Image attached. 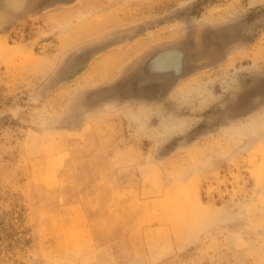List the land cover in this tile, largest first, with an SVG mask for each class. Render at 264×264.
I'll list each match as a JSON object with an SVG mask.
<instances>
[{
  "label": "rangeland",
  "instance_id": "374dc122",
  "mask_svg": "<svg viewBox=\"0 0 264 264\" xmlns=\"http://www.w3.org/2000/svg\"><path fill=\"white\" fill-rule=\"evenodd\" d=\"M14 1L0 0V264H264V102L226 113L264 76V0ZM230 23L224 52L209 35ZM175 45L191 67L177 83L93 97ZM77 51L88 67L56 82Z\"/></svg>",
  "mask_w": 264,
  "mask_h": 264
},
{
  "label": "water",
  "instance_id": "95a60500",
  "mask_svg": "<svg viewBox=\"0 0 264 264\" xmlns=\"http://www.w3.org/2000/svg\"><path fill=\"white\" fill-rule=\"evenodd\" d=\"M75 1L76 0H48L44 4L43 9L44 10H48V9H52V8H55V7H58V6H71V5H74L76 3ZM231 29L235 31V33H236L235 37L233 38V40L231 42H228L226 44H222L221 41L218 40L219 34L223 33L224 31L231 30ZM240 35H241L240 25L236 24V23H230V24H225V25H221L219 27L214 28L212 30V32L210 33V35H209V39H210V42L213 45L217 46L221 51L225 52V51L229 50L230 48L234 47L238 43V41L240 39ZM116 43H117V41L115 43H113L112 45H115ZM109 44H107V46H106L107 48L109 47ZM107 48H104V50L107 49ZM104 50L102 49V51H104ZM170 50H173V51H178L179 50V51H181L180 52V56H178V57L175 56L174 59H173V56H170L171 62L168 63L169 65L168 64L166 65V67H169L168 69L166 68L165 70H163L161 72H154V73H158V74H153L152 76H150V78H151L150 81L146 82L145 84L139 85L140 87L135 89V90H140V89H143L145 87L153 86V85L170 86V85H173V84L177 83L178 81H180L181 79H183L184 77L189 75V73L191 72V67L189 65L190 52L188 51L187 47H185L184 45H175V46L167 47L165 49H162V50H159V51L155 52L153 55H151L143 63L142 67H140L138 73L135 74V76L131 79V81H127L123 85H120L119 87L115 86V87H113V88H115L114 90H111L108 93L104 92L103 94H100L99 96L105 97V96H108V95H111V94H115V93H118V91H121L122 89L128 87L129 85H131V84H129L130 82H133V81L137 80L141 76V74L143 72L142 68H143L144 64L151 57L156 56L160 52H165V51H170ZM95 53H98V52H95ZM92 58H93V55H92ZM178 59H179V61H178ZM174 62H175V64H174ZM88 63H89V61L85 62L84 64H82L79 67L72 68L68 72L63 71V73H62V71H61L58 74L56 82L62 83V82L69 81V80L73 79L76 75H78L81 71H83L87 67ZM173 65L179 67V72L180 73H178L177 75H172L176 71V70L174 71L175 68H173ZM168 76L171 79H170V81L167 80V82H166L165 78L166 77L168 78ZM263 81H264V76L258 78L257 80H255L251 84L245 85L244 87H242L240 89V91L234 96L232 102L227 106V108H226L227 115L229 117H233V118L242 117V116H244L246 114H249L251 111H253V109L255 108V104L257 102H264V93H263V95H261V96H259L257 98H254L248 104V106H245V108H243V109H240L238 107L236 108V106H237L236 104L238 103V99L241 98L242 94L245 91H248V90H250L252 88H256L259 85V83L263 82ZM135 93L136 92H134V90L131 92V94H135Z\"/></svg>",
  "mask_w": 264,
  "mask_h": 264
},
{
  "label": "bare ground",
  "instance_id": "6f19581e",
  "mask_svg": "<svg viewBox=\"0 0 264 264\" xmlns=\"http://www.w3.org/2000/svg\"><path fill=\"white\" fill-rule=\"evenodd\" d=\"M77 1V0H76ZM75 1V2H76ZM78 2V1H77ZM256 2V0H251L250 1V3L251 4H253L254 5V3ZM22 5V1L21 0H17V1H14L13 2V7L14 8H19L20 6ZM232 30V29H231ZM231 30H228V31H224L223 33H220L219 34V36H218V40H220L221 41V43H224V44H226V43H228V42H231L233 39V37L235 36V34H234V36H233V33L231 32ZM115 40V41H114ZM117 41V39H111V40H109V41H105V42H107V43H110L109 45L111 46V47H114L115 45H117V44H115V45H112L113 43H115ZM100 43L102 44V42H99V44L98 43H96V45L98 46V45H100ZM103 44H105L104 42H103ZM102 44V45H103ZM96 45H92V46H96ZM87 47H89V46H87ZM86 48V47H85ZM104 48H106L105 46H101V48H100V51H102V49L104 50ZM87 49V48H86ZM80 50H85L84 48H82V49H80ZM99 51V52H100ZM81 52V51H80ZM86 52V51H85ZM89 53H90V51H88ZM98 52V53H99ZM177 52H180L179 50L177 51ZM79 52L77 51L75 54H73L72 56H70L68 59H67V61H66V63H65V65H64V67H63V70H62V73H63V71L66 69V72H68V71H70L72 68H75V67H79V66H81L82 64H84L85 63V59H86V56H80L77 60V62H79V64H77V66L75 65L74 67H72V65H73V63L75 64V62H76V58H77V54H78ZM97 54V53H96ZM170 56H173V59L175 58V56L176 57H178L179 55L176 53V52H174L173 50H170V51H165V52H160L159 54H157L156 56H154V57H151L145 64H144V66H143V68H142V74H141V76L137 79V80H135V81H133V82H130L129 84H131V85H129L128 87H127V91L130 93V92H132L133 90H135V89H137V88H139L140 86L139 85H142V84H145L146 82H148V81H150V76H152L153 74H158V73H154V72H161V71H163V70H165L166 68L168 69L169 67H166V65L169 63V62H171V58H170ZM148 59V58H147ZM146 59V60H147ZM145 60V61H146ZM176 60V59H175ZM178 61H179V59H178ZM89 64V63H88ZM174 64H175V62H174ZM143 65V64H142ZM142 65H141V67H142ZM169 65V64H168ZM87 67H88V65H87ZM86 67V68H87ZM173 68H175L174 69V73L172 74V75H177L178 73H180L179 72V67H177V66H175V65H173ZM85 70V69H84ZM83 70V71H84ZM169 78V79H168ZM168 78L166 77L165 78V81L167 82V80H169L170 81V77L168 76ZM138 85V86H137ZM118 87H119V85H117ZM111 88V87H110ZM107 88V89H103V90H99V93H97V95H94L93 97L94 98H96L97 96H99L100 94H103L104 92L105 93H107V92H110L111 90H114L115 88ZM249 91V90H248ZM247 91V92H248ZM262 91H264V90H262ZM241 101V100H240ZM240 104V103H239ZM243 108H245V107H243ZM243 108H240V109H243Z\"/></svg>",
  "mask_w": 264,
  "mask_h": 264
}]
</instances>
